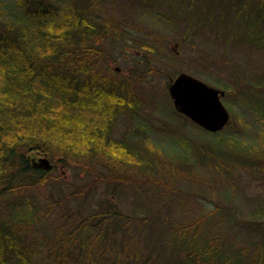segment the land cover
Instances as JSON below:
<instances>
[{
  "label": "rangeland",
  "instance_id": "1",
  "mask_svg": "<svg viewBox=\"0 0 264 264\" xmlns=\"http://www.w3.org/2000/svg\"><path fill=\"white\" fill-rule=\"evenodd\" d=\"M98 1L102 15L112 14L121 26L133 30L132 36L108 37L99 46L103 69L116 71L140 104L116 116L112 138L126 141L131 150L136 147L139 155L117 157L123 164L111 166L95 155L83 157L92 145L84 144L79 121L72 140L54 139L48 152L30 151L31 159L48 157L53 165L45 183L28 189L43 216L36 234L56 240L60 230H74L76 222L86 221L89 226L83 232L82 224L76 227L77 242L70 250L76 256L81 252L84 264H101L100 252L112 257V262L102 264H172L178 258L175 233L182 226L198 239L220 235L233 246L255 241L259 234L250 219L264 206V46L242 38L240 25L255 0L243 5L247 11L240 13L235 31L228 26L222 31L217 14L212 23L207 21L206 6L197 7L200 13L195 16L193 7L202 0H192V8L182 9L183 0ZM224 4L218 2L215 12L221 14ZM0 7L12 11L8 5ZM140 40L154 43L148 55L138 46ZM181 71L225 90L221 99L230 119L221 134L179 115L168 83ZM44 134L37 139L46 144L50 133ZM68 145V154H80L70 166L61 160ZM80 190L84 196L72 195ZM99 205L116 216H98L104 208ZM66 210L68 215L63 214ZM96 221L99 227L92 225ZM105 231L110 235L104 237ZM81 232L89 235L84 245ZM259 246L264 250V242ZM50 252L42 248L34 263L56 264Z\"/></svg>",
  "mask_w": 264,
  "mask_h": 264
},
{
  "label": "trees",
  "instance_id": "2",
  "mask_svg": "<svg viewBox=\"0 0 264 264\" xmlns=\"http://www.w3.org/2000/svg\"><path fill=\"white\" fill-rule=\"evenodd\" d=\"M220 1L202 0L193 7L192 0H183L180 9L193 7L197 16L200 13L197 7L206 6L207 21L212 23L217 14L222 31L228 29L226 26L235 31L240 13L247 11L243 5L251 0H224L222 12L218 14L215 11ZM58 3L55 0L11 3L0 0V6L8 5L12 10L8 12L0 7L3 14L0 17V264H35L42 248L51 250L48 257L56 264H84L82 253L76 256L70 250L75 248L72 243L77 242L76 227L82 224L83 232L89 226L86 221L76 222L74 230L65 233L60 230L56 240L36 234L43 216L38 199L28 189L45 183L53 165L50 169L33 165L30 151L51 150L54 139L72 140L81 122L84 144L90 142L94 146L83 157L95 155L96 160L111 166L118 163L117 157L135 159L139 155L136 147L131 150L126 141L112 138L116 116L126 107L140 104L129 84L116 77V71L108 73L103 69L100 58L103 51L99 46L108 37L120 39L124 36L122 33L131 35L133 30L121 26L112 14L102 15L98 0ZM254 3L252 15L249 12L245 23L240 24L241 36L264 46V22H260L264 19V0ZM199 18L204 23V17ZM233 35L238 36L235 32ZM152 43L140 40L138 46L148 55L147 50L153 49ZM45 130L50 133L49 141H44L47 145L37 139L39 135L46 137ZM215 133L221 134V131ZM26 137L36 139L32 142ZM71 147L68 145L67 154L63 153L65 159L61 157L68 166L71 160L80 157V154H68ZM84 192L73 191L72 195L81 197ZM258 210L250 225L259 235L255 241L243 245L233 246L220 235L198 239L196 235L188 236L187 226L178 228L174 248L178 258L172 264H264V250L259 246L264 242V206ZM68 213L69 210L63 211ZM116 213L104 207L97 214L105 219ZM99 224L96 221L92 225L99 227ZM82 232L79 240L84 245L89 235ZM108 233L105 231L104 237ZM98 254L101 264L108 259L112 262L110 255Z\"/></svg>",
  "mask_w": 264,
  "mask_h": 264
},
{
  "label": "water",
  "instance_id": "3",
  "mask_svg": "<svg viewBox=\"0 0 264 264\" xmlns=\"http://www.w3.org/2000/svg\"><path fill=\"white\" fill-rule=\"evenodd\" d=\"M168 90L176 110L204 129L217 132L229 123L230 113L221 99L224 89L182 72L171 80ZM32 163L45 169L52 167L48 157L33 158Z\"/></svg>",
  "mask_w": 264,
  "mask_h": 264
},
{
  "label": "flooded vegetation",
  "instance_id": "4",
  "mask_svg": "<svg viewBox=\"0 0 264 264\" xmlns=\"http://www.w3.org/2000/svg\"><path fill=\"white\" fill-rule=\"evenodd\" d=\"M182 72H185V71H181L180 73H182ZM180 73H178L177 75H179ZM186 73H187V72H186ZM188 74H189V73H188ZM177 75H176V76H177ZM176 76H175V77H176ZM175 77H174V78H175ZM172 79H173V78H170V81H169V83H168V87H169V85H170Z\"/></svg>",
  "mask_w": 264,
  "mask_h": 264
}]
</instances>
